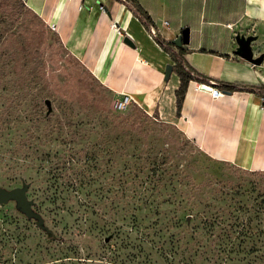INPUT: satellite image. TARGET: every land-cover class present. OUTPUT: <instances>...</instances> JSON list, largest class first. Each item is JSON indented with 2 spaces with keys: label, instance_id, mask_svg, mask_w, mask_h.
Masks as SVG:
<instances>
[{
  "label": "rangeland",
  "instance_id": "374dc122",
  "mask_svg": "<svg viewBox=\"0 0 264 264\" xmlns=\"http://www.w3.org/2000/svg\"><path fill=\"white\" fill-rule=\"evenodd\" d=\"M7 2L0 189L29 185L44 223L0 205V264H264V173L206 155L169 109L118 112L44 22L35 44L23 36L27 8L12 18Z\"/></svg>",
  "mask_w": 264,
  "mask_h": 264
},
{
  "label": "crops",
  "instance_id": "0c3cea01",
  "mask_svg": "<svg viewBox=\"0 0 264 264\" xmlns=\"http://www.w3.org/2000/svg\"><path fill=\"white\" fill-rule=\"evenodd\" d=\"M22 1L47 27H55L65 49L117 99L128 96L150 116L169 109L178 129L206 155L264 173V95L220 86H264V62L254 66L242 59L236 40L257 37L255 58L264 53V0ZM133 1L149 15L155 36L166 42L173 45L184 29L190 30V43L180 49L205 81L190 82L180 117L175 62L133 14ZM126 37L134 47L124 42ZM168 66L173 70L166 81ZM197 84L216 87L222 95L214 99L196 91Z\"/></svg>",
  "mask_w": 264,
  "mask_h": 264
},
{
  "label": "trees",
  "instance_id": "16d2710c",
  "mask_svg": "<svg viewBox=\"0 0 264 264\" xmlns=\"http://www.w3.org/2000/svg\"><path fill=\"white\" fill-rule=\"evenodd\" d=\"M9 2L10 3L7 2L8 6H11V5L13 6V8H11L12 18H15L18 16L20 9L17 7V4H20L21 6H26V4L22 0H9ZM0 6H2V4ZM130 8L133 14L144 24V26L148 29V31H151L152 23H151L150 17L147 14V12L141 7V5L133 1V5ZM22 17H23V20L25 19V21L28 19L27 17L31 18V24L33 25V30L25 29L21 27L20 32L29 41H31L32 44H35L37 36L44 35V29L42 28L43 20L28 8L26 11H24ZM19 26H22V25H19ZM44 28L51 30L49 27L46 26V24ZM53 33L54 35H56L55 32ZM154 40L166 53H168L171 56L172 60L175 62V74L179 77V80H180V85L175 92L177 116L180 117L182 105H183L184 98H185L190 82L196 81V80L205 81L204 77H202V75L198 71H196V69H194L192 66H190L187 63L185 59L186 52L184 49L176 50L171 43L166 42L159 36H154ZM3 45L4 43H2L0 47H2ZM220 86L223 89L230 91V92L248 91V92H258L264 95V86H252V85L238 84V83L237 84L222 83L220 84ZM131 106H134L135 111H138L141 113L139 115H141L144 118V120L145 119L150 120L152 118L149 114H147L140 107H138V105L133 104ZM135 111H134V114H135ZM137 114L138 113L136 112V115ZM158 114H159L158 111H156L155 115L158 116Z\"/></svg>",
  "mask_w": 264,
  "mask_h": 264
},
{
  "label": "water",
  "instance_id": "95a60500",
  "mask_svg": "<svg viewBox=\"0 0 264 264\" xmlns=\"http://www.w3.org/2000/svg\"><path fill=\"white\" fill-rule=\"evenodd\" d=\"M257 37H245V36H237V43L239 45V49L237 54L244 59L245 61L253 64L254 66H260L264 62V53L259 57L255 58L252 43L256 41ZM124 42L134 47V44L129 38H125ZM190 43V30L184 29L182 33L177 37L176 40L173 41V45L177 48H182L184 45H188ZM173 67L168 66L166 69V81L169 80ZM229 93V92H228ZM29 190V185H24L22 188H15L13 190L0 189V205H4L9 203L10 201H16L18 203L21 211L28 217L29 219H36L37 225L42 227L44 223L42 217L33 211V202L28 199L27 193Z\"/></svg>",
  "mask_w": 264,
  "mask_h": 264
},
{
  "label": "built area",
  "instance_id": "2783aa9c",
  "mask_svg": "<svg viewBox=\"0 0 264 264\" xmlns=\"http://www.w3.org/2000/svg\"><path fill=\"white\" fill-rule=\"evenodd\" d=\"M165 25H168V23H165ZM51 31L55 32V27H49ZM151 34L156 35V30L154 28H151ZM196 91H207L210 93L212 98L217 99L222 95V92L220 89H217L216 87L210 86V85H198L196 86ZM132 105V101L128 96H124L121 100L117 101L115 103V110L118 112H124L130 106Z\"/></svg>",
  "mask_w": 264,
  "mask_h": 264
}]
</instances>
